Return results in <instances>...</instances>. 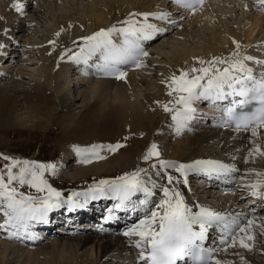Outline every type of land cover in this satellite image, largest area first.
<instances>
[{"label": "bare ground", "instance_id": "6f19581e", "mask_svg": "<svg viewBox=\"0 0 264 264\" xmlns=\"http://www.w3.org/2000/svg\"><path fill=\"white\" fill-rule=\"evenodd\" d=\"M46 1L22 0L24 6L27 5V9L26 11L23 10L24 14L21 15L11 8L12 1L0 0L2 4L0 7V17H2L0 19V42L5 46L6 43L7 45L11 43V48L14 47L13 51H10L12 60H5L3 54H0V144L8 141L3 135L6 130H20V128L26 130L21 132L24 134L21 140L33 141L35 138H41L53 145L52 150L64 143L72 145L108 144L117 141L122 143L121 148L115 152H110L111 155L109 154L104 160L97 162L92 160L90 164L77 163L76 153L73 155L75 160L72 159L73 157L70 158L72 153L67 154L69 157L67 163L71 165H64L62 169L70 170V172H65L66 175L58 173V176L70 184L82 180L93 181L114 177L122 171L126 172L128 169L132 170L138 165L141 167L142 164H145L139 160V157L147 145L151 142L161 141L162 133L160 134L158 130L161 131L163 126L170 127L172 125L170 114L164 112L160 106L154 103V101L166 102L171 99L160 81L177 72L178 69L193 66V57H200L205 60L212 56L226 57L227 54H225L224 49L227 46V38L231 40L235 38L240 41L241 51L249 55L264 49V15L261 11H256V8L252 6V0H212L205 2L199 10L191 14L180 13L169 8L170 18L176 21L175 24L155 22L149 18L150 22L157 23L166 30L151 40L141 42L145 48L152 49H149L148 56L143 58L145 66L136 68L131 62L118 65L119 69L125 73L123 79L104 75L93 67L100 62L96 56L89 61L88 69L80 72L78 63L69 61L66 57L61 58L59 62L57 60L65 48L72 52L77 50L73 45V41L76 44L80 43L77 37L90 35L100 28L117 24L130 12L160 11L161 5L164 6V3L156 0H92V2L83 3L82 1L81 4H78L76 0V2L70 0L71 5L68 12L61 13L53 12L50 9L49 12L44 11L43 6ZM222 4L228 6L227 9L230 6L235 11L243 12L242 10L246 9L255 13L253 17L248 18V21H243L244 25L246 24L245 34L242 33L245 26L241 25L240 22L238 24L234 22L232 15L229 14L231 11L228 14L226 11H214L212 14L209 12L213 7L217 9ZM245 4L248 5L247 8L244 7ZM210 5L213 6L209 9ZM78 6L83 8L82 11L78 10ZM30 8L31 10L36 8L31 12L33 16L44 15V21L48 20L54 25L53 28L56 31L48 32L50 35L47 38V41L55 40L54 46L49 45L47 41V44H40V42L28 38H23L25 40L20 45L18 40L21 39L19 37H25L26 33H33L35 30L17 28L13 31L11 15L13 19V15L24 17ZM11 11L15 13L10 15ZM181 16L183 19L180 18ZM216 19H220V24ZM22 23L24 22H21V25ZM69 24H71L70 28ZM212 25L214 28L210 30L202 28ZM117 26L119 27L118 24ZM5 27L8 29L7 34L3 32ZM190 30L195 31V37L194 34L191 35ZM13 32L16 35H13ZM57 32H60L58 37L54 35ZM170 36L182 37L185 40L197 39V42H201V44L194 43L189 46L170 47V50H165L162 41L158 40H164ZM112 39L114 42L120 43L118 34H113ZM150 57L157 60L160 58V62H154V60H150ZM37 59L43 62L41 64L42 72L38 74L37 69H35L34 75L29 80L27 79V85L22 86L20 81V78L24 77L22 73H30L32 70L29 65L35 64ZM8 61L23 64L26 67L21 66L20 72L15 71L10 74L9 68L12 65L7 63ZM246 63L252 66L251 62ZM196 66L199 67V65ZM152 77H154L153 87L150 86V78ZM68 88L72 90L71 97L67 92ZM135 88L143 91L141 97H133ZM194 104L200 105L198 101H195ZM199 123L195 127L188 125V128L179 134H175L172 130L173 137H176L172 140L173 142L168 147H165L163 142L159 144L160 151L165 152V154L160 152L161 158L178 162L205 158V160H209V155L205 156L204 154L207 150L203 151L202 143L219 146L223 150L228 149L232 153L230 160H228L233 165L235 163L237 165L235 160L240 163V165L235 166L236 171L234 173H237L239 177H237L239 179L237 189H239L238 191L242 190L244 187H241L240 180L241 176L245 174L243 166L246 162L244 157L247 154V148L251 147L248 142V133L235 132L227 127L212 128L208 121ZM52 127L54 131L51 133ZM261 143H264V136L261 137ZM103 152L101 151V155ZM248 160L254 163L249 167L246 164L247 169L264 172V162L259 155L255 157L249 155ZM72 161L74 162L71 163ZM168 172L174 174L173 169H168ZM152 174L156 175L155 172ZM249 174L256 177L254 173ZM156 177L159 183L163 182L160 176L156 175ZM246 179L247 177H242V182H246ZM246 184L248 183L246 182ZM179 188L185 202L189 205L194 206L197 203L203 205V200L209 201L207 198L210 197L202 191L185 189L182 183ZM69 189L72 191L85 188L73 187ZM61 195L66 197L64 191L61 192ZM160 196L159 189H155L152 198L153 203L150 207L155 206V202L159 200ZM203 196L204 198H202ZM221 197L230 198L229 195ZM230 200H233L234 203H241L243 195H236ZM87 204L90 208L88 210L93 212L95 206L91 205L90 201ZM232 206L233 204L227 210L249 213L247 210ZM254 216L264 220V216ZM137 218L140 219L134 217L132 221H126L125 229L134 224ZM217 236V234L214 235L213 243L217 242ZM254 236L251 250L239 247L221 249L217 252V257L233 262L238 257L235 253H239L251 264H264V235L260 234L258 227L254 228ZM131 239L135 240L136 237ZM37 244L27 249L19 248L18 245L0 238V264H46L48 261L51 264H68L76 261L77 255L87 256L88 258L84 260L87 264H135L136 259L134 246L129 242V238L123 234L112 236L93 233L92 231H84L72 236L55 234L46 243ZM256 260L257 262H254Z\"/></svg>", "mask_w": 264, "mask_h": 264}, {"label": "snow or ice", "instance_id": "6c2138e0", "mask_svg": "<svg viewBox=\"0 0 264 264\" xmlns=\"http://www.w3.org/2000/svg\"><path fill=\"white\" fill-rule=\"evenodd\" d=\"M173 3L191 14L203 5L204 0H173ZM252 6L264 12V0H252ZM11 8L24 14L22 0H12ZM149 18L168 24L176 23L166 10L130 12L117 22L119 27L113 24L90 35L77 37L80 43L73 41L77 50L72 52L65 48L57 60L59 62L66 57L69 61L88 64L99 54L100 62L93 67L104 75L123 79L125 73L118 65L131 62L136 68L145 66L141 58L147 57L148 53L143 50L141 42L151 40L166 30L150 22ZM180 18L183 19L182 16ZM3 32L7 34V27ZM113 34L120 36V43L113 41ZM54 35L58 37L60 32ZM48 44L54 46L55 40H49ZM232 44L234 48L226 57L212 56L208 60L193 57V66L178 69L162 79L160 83L172 99L154 103L170 114L172 130L179 134L197 116L196 108L193 107L195 101L206 100L216 106V102L227 100L228 104L221 108L220 119L223 126L233 125L235 132L243 130L248 133L251 147L247 148L244 157L247 162L249 155L264 156V143H261V137L264 136V71L257 76L246 62L264 66V60L242 52L240 41L235 38H232ZM4 47L0 42V49ZM249 102H255L258 106L251 112L243 111ZM122 146L117 141L71 145V148L76 153L77 163L88 164L92 160L103 159L101 151L115 152ZM0 159L7 161L0 167V231L5 232L7 238L36 239L38 237L32 229L36 225L47 224L49 213L53 210L66 207L68 211H73L85 207L89 200L101 197H110L114 201L107 209L106 220L112 219L117 210L144 212L122 233L138 249L137 264H232L217 257L220 246L224 250L234 247L251 250L255 239L254 228L258 227L260 234L264 235V220L254 215L231 210L219 212L198 203L193 206L185 202L179 185L188 186L187 177L190 173L203 172L223 179L236 171L233 165L221 161L165 160L161 158L157 144L151 142L139 157L146 167L138 165L118 176L93 180L87 188L72 190L65 197L47 179V176L57 173L59 166L56 163L14 158L6 154H0ZM168 169H173L174 174L169 173ZM152 172L160 176L163 182L158 184L152 179ZM246 172L254 173L258 179L241 187L247 188L253 198H264V191L260 190L264 188V172L256 169H247ZM25 185L31 191H22L21 187ZM157 188L161 196L155 206L150 207ZM213 227L220 233L219 245L205 247L208 231ZM98 230L104 231L103 228ZM132 237L136 239L132 240ZM235 255L244 264V257L239 253Z\"/></svg>", "mask_w": 264, "mask_h": 264}, {"label": "rangeland", "instance_id": "374dc122", "mask_svg": "<svg viewBox=\"0 0 264 264\" xmlns=\"http://www.w3.org/2000/svg\"><path fill=\"white\" fill-rule=\"evenodd\" d=\"M10 1H12V0H10ZM76 1H77L78 4H81L82 1H83V3L84 2H90V1L92 2V0H76ZM76 1L74 0V2H76ZM1 5L2 4L0 2V7H1ZM70 5H71L70 0H63V1H59V0H56V1L55 0H47L46 3L43 6V9L46 12L47 11L49 12L51 10L53 12L67 13L68 12V8H69ZM25 6H24V10L26 11L27 5H25ZM212 6L213 5H210L209 9L212 8ZM221 6H222V8H221ZM221 6H218L217 9H216V7H213L212 10L211 9L209 10V12H211V14H212V12H214V11H226L227 14H228L231 11L229 14L232 15L231 17L233 18L234 22H236V24H238L240 22L241 25H244V22H243L244 20L245 21H248V18L249 17H253V15H255V13L252 10H246V9L243 8L244 9V10H242L243 12H239V11H235L230 6H229V9H227L228 6L226 7V5H224V4H222ZM78 8H79L78 9L79 11L80 10L82 11V9H83V8H80L79 6H78ZM35 9L33 8L32 10H35ZM32 10L30 8V10H28L27 14H25L24 17H20L19 16L20 17L19 18L17 15H13L14 16V19H13V17H12L11 14L12 13L14 14L15 12L11 11V13H9V14L11 15V20L13 22L12 29H13V31L15 29H17V28H23L25 30L27 28H29L30 30H33V29L35 30V32H33V33L32 32L31 33H28V34L26 33L24 35L25 37H22V38L19 37V39H21V40H18L19 43H20V45H22V41L25 40L23 38H28L29 40H33V41H36V42H40V44L41 43L47 44V42H48L47 41V38H48V35H50L48 32H51V31L55 32L56 31L53 28L54 25H52L51 22L48 21V20L44 21L45 20L44 19L45 18L44 15H41L43 17H41V16H37V17L33 16L32 13H31ZM205 10L208 11V9H205ZM201 16H202V14H201ZM15 18H17V19H15ZM202 18H203V16H202ZM216 20L220 24V22H221L220 19H216ZM21 22H24V23H22V25H21ZM38 23H39V25H38ZM212 26H206V27H202V28L203 29L206 28V30H210V29H213L214 28V26L213 27ZM44 27H46V28L44 29ZM245 30H246V26L243 28V32H242L243 34H245ZM190 32H192L191 35L194 34V37H195V31H191L190 30ZM13 35H16L15 32H13ZM27 35H28V37H27ZM158 41H162L163 46L165 47V50H170V47L178 48L180 46L193 45L194 43L201 44V42H197V39H194V40H192V39H186L185 40L184 38L177 37V36H170L167 39H164V40H161L160 39ZM226 43H227V46L224 49L225 54H227L230 51H232L233 50V47H234V45L232 44V40L230 38H227L226 39ZM46 46H48V45H46ZM148 49H150V48H148ZM47 50H49V49H47ZM150 50H152V49H150ZM0 52H1V50H0ZM159 59L157 60L156 58H151L150 57V60H154V62L159 61ZM8 63L10 65H12L9 68L11 70L10 71V74H13V72H15V71H19L20 72V67L21 66H25L23 64H15V62H13L14 64L12 62H8ZM42 63L43 62L41 60L38 61V59H37V60H35V64H33V65L30 64L29 65V66H31V70H32L30 73H26V74L22 73V76H24L22 79L20 78V81L22 83L21 84L22 86H26L27 85L26 83L34 75L35 69H37V73L38 74H40L39 72H42V65H41ZM15 65H17L19 68L17 66H15ZM39 66H41V67H39ZM72 72H74V69H72ZM43 74H44V72H43ZM153 79H154V77L150 78V86L151 87L154 86ZM67 92H68L69 96L71 97L72 90L68 88V91ZM133 93H134V96H133L134 98H135V96L136 97H141L142 94H143V91H141V90L139 91V89L135 88V90L133 91ZM170 98L172 99V97H170ZM23 129L24 128H20V130L19 129L6 130L4 132L3 135L6 136L5 138L8 141H6L4 144H0V154H6V155L12 156L14 158H20V159H29V160H37V161H41V162H54V163H56L59 166L58 167L59 169H58L57 173L54 176H47V179H48L49 183L52 184L53 187L57 188L60 192H63L64 191V194L65 193L68 194L71 191L69 188H73V187H77V188H87L88 185L93 182V181H90V180H82V181H79V182L71 183V184H73V185H71L70 183L65 182V181H63V179L59 178V176H58L59 174L58 173L63 174V175H66L65 172H70V170L68 171V170L62 169V167L64 165H67V166H70L71 165L70 163H67V159L69 158V157H67V154H69V153L71 154L72 153V156L70 157V158L73 157L72 159H74V157L76 156V155L73 156L75 152L71 148V145L72 144L64 143L61 146L57 147L55 150H52L53 145L51 143H48L44 139H41V138H35L34 139V137H33V139H34L33 141H27V140H24L23 141V140H21L24 137V134L21 133V132L22 131H26V130H23ZM53 131H54V128L52 127V129L50 130V132L52 133ZM158 132H160V134L162 133V139H161V141L156 142V144L158 146V149L160 147L159 144L161 142L165 143V145H166L165 147H168L169 144H171L173 142L172 140L174 138H176V137H173L174 134L172 132V127L171 126L170 127H164L163 126V128H161V131H158ZM86 145H90V144H82V145H79V146H86ZM201 146H202V149H204L203 151L207 150V152L206 153L204 152V154H205V156L209 155V158L219 159V160H228L229 158H231L232 153L228 149H226V150L224 149L223 150V148H220L219 146L217 147L215 145L204 144V143H202ZM105 152L106 151L103 152V155L102 156L104 158L101 159V160H104L109 154L111 155L110 152H108V154H107V152L106 153ZM160 152L162 154H165V152L164 153L162 151H160ZM112 154H115V153H112ZM229 155H230V157H229ZM260 159H262L263 160L262 162H264V156H260ZM97 161H99V160H96V162ZM73 162L74 161H72L71 163H73ZM236 162H238V160H236ZM5 163H7V161H4L3 159H0V167H2ZM252 163H254V162L251 161V160H248L244 164V166H243L244 167V170H245L244 171L245 174H243V175L245 177H247V179L245 181L248 184L251 183L252 181L258 179V177H254V176H252V174H249L248 172H246L247 168H246L245 165L247 164V167H249ZM144 165L145 164H142L141 167H145ZM130 170L131 169H128L127 171H130ZM122 173H123V171L120 172L118 175H120ZM118 175H116V176H118ZM151 175H152V179L156 180L157 183H159L156 175H154V174H151ZM244 176H241V180H240L241 181L240 182L241 185L242 184L243 185L246 184V182H244V183L242 182V177H244ZM21 190L24 191V192L31 191L26 185L25 186H22L21 187ZM260 190L261 191H264V188H261ZM247 191H249V190H247ZM207 199L210 200L213 203H218V199H217V202H216V199L215 198H207ZM87 258L88 257L85 256V255H81V256L77 255V257L75 259L76 261L70 262L68 264H87V262L84 261ZM221 260H224V259L221 258ZM230 262H232V261H230ZM254 262H257V260L254 261ZM46 264H51V263H50V261H48V263H46ZM58 264H61V263H58ZM232 264H241V261H240L239 257H237V259H235L232 262ZM244 264H251V263L249 262V260H247L246 258H244Z\"/></svg>", "mask_w": 264, "mask_h": 264}]
</instances>
